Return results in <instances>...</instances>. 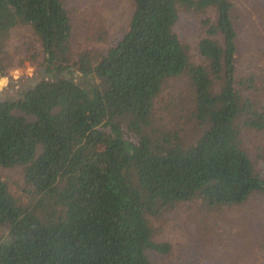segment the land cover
I'll return each mask as SVG.
<instances>
[{
	"label": "trees",
	"instance_id": "1",
	"mask_svg": "<svg viewBox=\"0 0 264 264\" xmlns=\"http://www.w3.org/2000/svg\"><path fill=\"white\" fill-rule=\"evenodd\" d=\"M132 1L107 50L78 54L63 0H0V75L5 41L20 26L38 37L31 61L43 70L0 99V167H22L34 197L20 204L0 176V264H152L148 252L168 245L153 241L151 217L194 198L217 207L264 194L241 139V127L264 129V103L238 89L252 90V79L235 77L231 1ZM178 7L201 14L206 66L189 62ZM181 76L193 102L187 144L154 107Z\"/></svg>",
	"mask_w": 264,
	"mask_h": 264
},
{
	"label": "rangeland",
	"instance_id": "2",
	"mask_svg": "<svg viewBox=\"0 0 264 264\" xmlns=\"http://www.w3.org/2000/svg\"><path fill=\"white\" fill-rule=\"evenodd\" d=\"M236 31V80L252 79L239 91L249 100L264 103V0H230ZM72 26V53H101L117 40L127 27L133 11L132 0H63ZM211 21L214 12H206ZM175 29L186 47L189 62L206 66L199 54L198 41L208 37L201 14L178 7ZM206 15V16H207ZM40 53V44L28 26L12 29L1 54L5 82L0 95L34 81L39 69L31 57ZM77 77L78 74L75 73ZM251 90V91H250ZM192 92L186 76L166 81L155 99L158 123L180 133L187 144L194 138ZM242 145L255 169L264 174V129L241 127ZM0 176L19 203L34 201L26 190L22 167H0ZM153 241L168 245L165 253L148 252L152 264H264V194L252 193L239 205L209 207L200 198L178 203L150 218ZM0 226V237L5 235Z\"/></svg>",
	"mask_w": 264,
	"mask_h": 264
},
{
	"label": "water",
	"instance_id": "3",
	"mask_svg": "<svg viewBox=\"0 0 264 264\" xmlns=\"http://www.w3.org/2000/svg\"><path fill=\"white\" fill-rule=\"evenodd\" d=\"M42 72H43V70H42ZM4 82H5V79L4 78H0V86L3 85ZM1 98H4V96L3 95H0V99Z\"/></svg>",
	"mask_w": 264,
	"mask_h": 264
},
{
	"label": "flooded vegetation",
	"instance_id": "4",
	"mask_svg": "<svg viewBox=\"0 0 264 264\" xmlns=\"http://www.w3.org/2000/svg\"><path fill=\"white\" fill-rule=\"evenodd\" d=\"M28 82H29V84H33V80H32V79L28 80ZM22 87H23V86H22ZM22 87H21V88H22ZM21 88H17V89H15L13 92L18 91V90L21 89Z\"/></svg>",
	"mask_w": 264,
	"mask_h": 264
}]
</instances>
